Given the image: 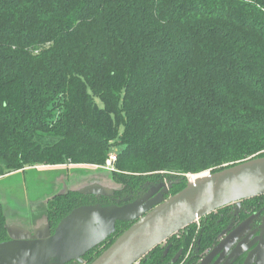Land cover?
<instances>
[{"label":"trees","instance_id":"trees-1","mask_svg":"<svg viewBox=\"0 0 264 264\" xmlns=\"http://www.w3.org/2000/svg\"><path fill=\"white\" fill-rule=\"evenodd\" d=\"M116 146L110 195L48 198L52 232L76 207L137 199L165 178L178 181L173 195L188 175L264 156V0H0V177L105 165ZM223 211L138 264H189L195 237L210 246ZM134 222L66 264H91ZM9 228L0 203V242Z\"/></svg>","mask_w":264,"mask_h":264},{"label":"water","instance_id":"water-1","mask_svg":"<svg viewBox=\"0 0 264 264\" xmlns=\"http://www.w3.org/2000/svg\"><path fill=\"white\" fill-rule=\"evenodd\" d=\"M194 175H188L187 185L166 199L163 194L178 181L161 183L146 195L123 205L76 207L61 219L54 232L48 222L46 228L31 236L13 234L9 228L10 239L0 242V264L83 262L88 251L115 232L118 221L132 220L135 222L91 264H138L154 248L201 218L264 195V156ZM79 192L110 195L101 188ZM205 263L202 260L200 264Z\"/></svg>","mask_w":264,"mask_h":264},{"label":"rangeland","instance_id":"rangeland-1","mask_svg":"<svg viewBox=\"0 0 264 264\" xmlns=\"http://www.w3.org/2000/svg\"><path fill=\"white\" fill-rule=\"evenodd\" d=\"M118 148L116 146L113 149L117 151ZM40 166L43 165L36 166L26 172H14L0 178V200L3 203L7 224L13 234L21 233L31 236L36 231L46 228L48 220L46 216L36 218L32 216L31 212L26 215L15 213L12 201L29 206L42 198L45 200L56 193L70 189L84 191L101 188L110 192L116 186L109 171L97 169L93 165L68 163L58 165L56 168L59 170L56 171L38 170ZM44 206L41 207L44 208ZM200 221L193 224L198 225ZM32 228L35 230L31 231Z\"/></svg>","mask_w":264,"mask_h":264},{"label":"flooded vegetation","instance_id":"flooded-vegetation-1","mask_svg":"<svg viewBox=\"0 0 264 264\" xmlns=\"http://www.w3.org/2000/svg\"><path fill=\"white\" fill-rule=\"evenodd\" d=\"M170 181L166 178L158 179L147 190H140L137 196L142 197L159 184ZM165 193L164 199L171 195L170 192ZM135 199L127 196L121 199L112 198V202L123 205ZM223 209L224 211L220 213V221L225 225L212 244L200 251V239L196 236L185 255L187 257L185 261L189 264H200L202 260L206 262L205 264H264V197L261 200L252 201L245 199L240 202V205H229ZM244 223H246L245 226L241 227ZM200 227L201 221L197 225L198 230Z\"/></svg>","mask_w":264,"mask_h":264},{"label":"crops","instance_id":"crops-1","mask_svg":"<svg viewBox=\"0 0 264 264\" xmlns=\"http://www.w3.org/2000/svg\"><path fill=\"white\" fill-rule=\"evenodd\" d=\"M56 167L57 166H48V165L44 166L43 165V166H40V168L38 170H40V169L46 170V171L59 170V168L57 169ZM11 174L12 173L6 174V175L1 176V177H6V176H9ZM46 202H47V199L44 200V198H42L41 200H39V201L33 203L32 205H29V206H25V204H21L20 202H13V201H12V204H13V209H14L15 213H17L19 215H26V214H28V212L29 213L31 212L32 216L37 218L39 216H46L44 213V208L41 207V206L45 205ZM0 203L3 205L1 200H0Z\"/></svg>","mask_w":264,"mask_h":264},{"label":"built area","instance_id":"built-area-1","mask_svg":"<svg viewBox=\"0 0 264 264\" xmlns=\"http://www.w3.org/2000/svg\"><path fill=\"white\" fill-rule=\"evenodd\" d=\"M117 158V152L112 149L111 153L108 156V159L105 163V165H93L96 166L97 169H106V170H113L115 168V161ZM38 167V166H37Z\"/></svg>","mask_w":264,"mask_h":264},{"label":"bare ground","instance_id":"bare-ground-1","mask_svg":"<svg viewBox=\"0 0 264 264\" xmlns=\"http://www.w3.org/2000/svg\"><path fill=\"white\" fill-rule=\"evenodd\" d=\"M195 177V175H193Z\"/></svg>","mask_w":264,"mask_h":264}]
</instances>
